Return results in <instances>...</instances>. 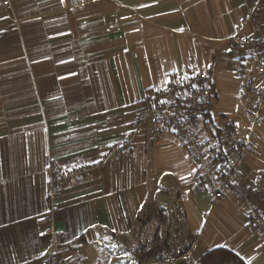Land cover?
<instances>
[{"label": "crops", "instance_id": "1", "mask_svg": "<svg viewBox=\"0 0 264 264\" xmlns=\"http://www.w3.org/2000/svg\"><path fill=\"white\" fill-rule=\"evenodd\" d=\"M258 0H0V264H135L124 242L149 206L183 212L194 239L189 264L228 249L264 264V234L248 204L216 202L193 189L197 169L170 134L140 138L114 161L64 183L48 219V175L94 165L132 130L141 102L175 79L201 71L212 94L194 123L219 161L225 131L241 140L258 81L233 50L235 36L264 35ZM264 176V129L241 170L249 186ZM186 199H181V194ZM252 205L264 215V203ZM81 253L74 255L79 248Z\"/></svg>", "mask_w": 264, "mask_h": 264}, {"label": "built area", "instance_id": "2", "mask_svg": "<svg viewBox=\"0 0 264 264\" xmlns=\"http://www.w3.org/2000/svg\"><path fill=\"white\" fill-rule=\"evenodd\" d=\"M263 4L264 0H258L252 18L261 12ZM232 47L242 60L255 67L259 80L244 82L240 86V93L253 95L254 103L245 111L247 126L243 139L238 138L233 127L226 129L228 150L225 160L219 161L202 143L200 135L194 129V123L202 115L212 94L208 74L197 71L152 91L147 99L140 103L136 122L129 135L110 146L96 164H84L63 172L56 160H50L44 170L48 175V219L53 220L59 211L58 199L65 182L100 170L128 151L140 138L158 146L164 136L170 134L194 161L197 177L193 189L208 193L216 202L231 196L237 201L247 203L250 225L264 234V215L252 205L254 199L264 203V176L256 177L251 186L240 181L242 167L248 158L256 153L264 129V35L235 36ZM181 199H186L185 193L181 194ZM80 253V247L73 250L74 255ZM40 264H59L55 251L46 255Z\"/></svg>", "mask_w": 264, "mask_h": 264}, {"label": "rangeland", "instance_id": "3", "mask_svg": "<svg viewBox=\"0 0 264 264\" xmlns=\"http://www.w3.org/2000/svg\"><path fill=\"white\" fill-rule=\"evenodd\" d=\"M172 211L171 216L159 214L157 209L149 206L138 219L124 241L135 264H146L150 259L160 264H189L183 220L177 210Z\"/></svg>", "mask_w": 264, "mask_h": 264}, {"label": "trees", "instance_id": "4", "mask_svg": "<svg viewBox=\"0 0 264 264\" xmlns=\"http://www.w3.org/2000/svg\"><path fill=\"white\" fill-rule=\"evenodd\" d=\"M158 210L159 214L162 213H169L168 215L171 216L173 211L164 210L162 208H155ZM177 210L180 218L183 220V212L178 207ZM184 236L187 239V252L190 251L191 246L194 243V239L191 235H188L184 230ZM134 259V258H133ZM135 260V259H134ZM137 264H142L141 262H136ZM146 264H160L159 261L155 259H150ZM199 264H246L235 252L228 250V249H215L206 252L204 255L201 256L199 259Z\"/></svg>", "mask_w": 264, "mask_h": 264}]
</instances>
